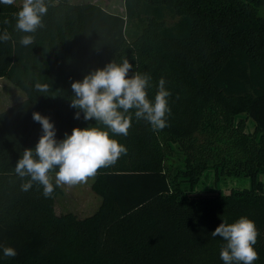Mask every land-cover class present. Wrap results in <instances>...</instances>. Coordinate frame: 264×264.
<instances>
[{"label": "trees", "instance_id": "16d2710c", "mask_svg": "<svg viewBox=\"0 0 264 264\" xmlns=\"http://www.w3.org/2000/svg\"><path fill=\"white\" fill-rule=\"evenodd\" d=\"M45 4L43 27L29 34L34 42L28 47L19 43L26 33L15 28L22 4H0V34L11 36L0 41V78L26 94L0 112V246L17 251L6 257L0 247V264H224L225 242L211 233L241 216L256 224L254 264H264L258 178L264 174V0H124L125 15L92 2ZM134 24L141 29L131 39L127 30ZM124 59L133 65L129 77H152L150 100L160 78L166 80L168 126L153 131L130 110L128 135L110 133L127 153L95 176L98 210L84 218L58 214L60 188L50 198L36 182L21 191L29 177L22 180L14 170L43 134L32 114L54 123L57 140L74 127L95 126L83 113L74 118L71 84ZM37 82L50 91L38 92ZM241 114L246 118L238 119ZM247 118L255 122L253 133L245 132ZM174 146L184 154L183 175L191 183L212 165L219 174L248 178L250 188L189 195L167 166Z\"/></svg>", "mask_w": 264, "mask_h": 264}, {"label": "clouds", "instance_id": "9594fccd", "mask_svg": "<svg viewBox=\"0 0 264 264\" xmlns=\"http://www.w3.org/2000/svg\"><path fill=\"white\" fill-rule=\"evenodd\" d=\"M16 0H0V4L13 5ZM45 0H23L16 12V30L26 33L20 38V45L33 44L35 33L43 27L42 18L47 14ZM7 24L8 20L5 19ZM11 39L5 30L0 34V41ZM133 65L127 59L122 63L110 62L105 67L85 75L81 81L71 84L74 96L70 107L76 109L74 118L80 119L83 113L85 121L95 120V126L74 127L71 134L65 133L61 140L56 139L54 123L39 112H33L32 118L42 127V135L34 149H25L15 164V173L22 180L21 191L28 192L33 182L42 186L43 196L50 198L56 187L75 186L87 183L94 178L98 170L114 166L122 155L127 153L125 145L112 138L127 136L131 127L134 110L137 120L147 121L153 131L163 130L168 126L166 116L170 115L169 97L166 80L160 78L154 100L148 98L152 77L135 72L129 77ZM35 89L48 93V84L37 82ZM58 169V170H57ZM55 173L54 183L53 176ZM225 242L221 247L220 259L224 264H254L259 259L255 249L259 231L253 220L241 216L233 223L222 222L211 233ZM3 247L6 257H15L17 251L10 246Z\"/></svg>", "mask_w": 264, "mask_h": 264}, {"label": "rangeland", "instance_id": "374dc122", "mask_svg": "<svg viewBox=\"0 0 264 264\" xmlns=\"http://www.w3.org/2000/svg\"><path fill=\"white\" fill-rule=\"evenodd\" d=\"M75 3L92 2L112 13L125 15L124 0H72ZM23 0H16V4H21ZM261 14L264 16V6L261 9ZM171 23L167 18L166 25ZM138 26H128L127 32L134 39L137 33H140L141 28ZM26 98V94L8 79H0V111L12 106ZM246 118L245 114L238 116ZM237 119V120H238ZM255 130V122L251 118H247L245 132L253 133ZM185 157L184 154L174 146V151L167 162V166L171 168L174 176V183L179 186L184 192L189 195L193 194H217L222 193L229 195L236 191H242L250 188V180L243 176H227L219 174L209 165L199 176L195 183H191L183 175L185 172ZM259 180L264 187V174L259 175ZM95 181L90 178L87 183H81L75 186H60L61 193L55 200V211L57 212H73L79 217L84 218L94 214L102 203V198L97 194L92 186Z\"/></svg>", "mask_w": 264, "mask_h": 264}, {"label": "crops", "instance_id": "0c3cea01", "mask_svg": "<svg viewBox=\"0 0 264 264\" xmlns=\"http://www.w3.org/2000/svg\"><path fill=\"white\" fill-rule=\"evenodd\" d=\"M23 3V2H22ZM21 3V4H22ZM0 79H2V80H5L6 78H0ZM11 107V106H10ZM10 107H7V108H5L4 110H6V109H8V108H10ZM4 110H2V111H4ZM2 111H0V112H2ZM61 212V211H60ZM60 212H57L58 214L60 213Z\"/></svg>", "mask_w": 264, "mask_h": 264}]
</instances>
